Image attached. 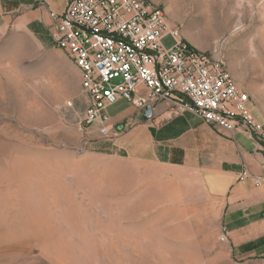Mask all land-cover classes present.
<instances>
[{"label": "rangeland", "instance_id": "rangeland-1", "mask_svg": "<svg viewBox=\"0 0 264 264\" xmlns=\"http://www.w3.org/2000/svg\"><path fill=\"white\" fill-rule=\"evenodd\" d=\"M149 2L193 48L221 54L249 97L264 146V0ZM45 40L48 50L23 34L0 32V141L25 150L52 180L58 196L48 194L49 213L64 242L73 245L74 264H233L220 241L217 211L198 184L178 197L158 195L155 185L138 181L148 171L129 163L116 146L131 124L116 120L117 135L110 139L98 135L96 123L80 130L89 98L75 95L70 60L51 38ZM170 44L167 37L163 45ZM121 173L127 184L132 180L127 188L117 180ZM149 173L177 182L185 176L153 168ZM93 196L101 200L93 202ZM3 251L0 264H57L32 246L20 248L16 258Z\"/></svg>", "mask_w": 264, "mask_h": 264}, {"label": "built area", "instance_id": "built-area-1", "mask_svg": "<svg viewBox=\"0 0 264 264\" xmlns=\"http://www.w3.org/2000/svg\"><path fill=\"white\" fill-rule=\"evenodd\" d=\"M49 14L54 46L79 70L89 98L81 131L96 123L99 136L115 137L108 111L124 102L139 110L169 105L172 116L190 114L225 133L242 127L263 139L249 97L221 54L193 48L149 0H71L61 14ZM247 177L244 171L238 179ZM254 179V187L264 186Z\"/></svg>", "mask_w": 264, "mask_h": 264}, {"label": "crops", "instance_id": "crops-1", "mask_svg": "<svg viewBox=\"0 0 264 264\" xmlns=\"http://www.w3.org/2000/svg\"><path fill=\"white\" fill-rule=\"evenodd\" d=\"M70 1L0 0V32L23 34L40 49L48 50L45 39L52 40L49 12L61 14ZM68 64L74 75L75 95L84 94L79 70ZM169 110V105L155 104L150 120L141 122L144 110L124 102L112 106L108 111L111 127L116 120L123 121L126 128L131 124L116 146L118 142L129 163L148 171L138 181L149 188L155 185L152 189L159 191L158 195L181 197L198 184L217 211L220 236L225 237L221 244L233 264H264V186L254 187V178L264 179V146L242 127L225 133L190 114L172 116ZM117 129L123 131L124 126ZM152 168L179 171L185 176L178 182L158 175L153 178L149 173ZM244 171L249 177L241 182L238 178ZM122 175L127 188L132 180L127 184L126 174Z\"/></svg>", "mask_w": 264, "mask_h": 264}, {"label": "bare ground", "instance_id": "bare-ground-1", "mask_svg": "<svg viewBox=\"0 0 264 264\" xmlns=\"http://www.w3.org/2000/svg\"><path fill=\"white\" fill-rule=\"evenodd\" d=\"M1 141L0 255L3 248L5 255L16 258L20 248L32 246L57 264H74L73 245L64 242V233L56 230L57 222L49 213L48 194L58 196L52 180L30 161L25 150ZM117 180L123 183L122 173Z\"/></svg>", "mask_w": 264, "mask_h": 264}, {"label": "water", "instance_id": "water-1", "mask_svg": "<svg viewBox=\"0 0 264 264\" xmlns=\"http://www.w3.org/2000/svg\"><path fill=\"white\" fill-rule=\"evenodd\" d=\"M151 116H152V106L149 105L148 107L145 108L143 116L140 121L146 122L150 120Z\"/></svg>", "mask_w": 264, "mask_h": 264}]
</instances>
